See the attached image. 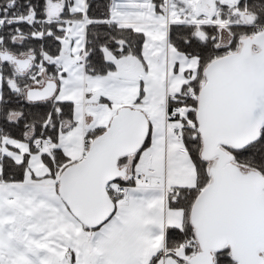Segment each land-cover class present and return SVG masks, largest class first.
<instances>
[{
  "label": "snow or ice",
  "instance_id": "obj_1",
  "mask_svg": "<svg viewBox=\"0 0 264 264\" xmlns=\"http://www.w3.org/2000/svg\"><path fill=\"white\" fill-rule=\"evenodd\" d=\"M0 264H264V0H0Z\"/></svg>",
  "mask_w": 264,
  "mask_h": 264
}]
</instances>
